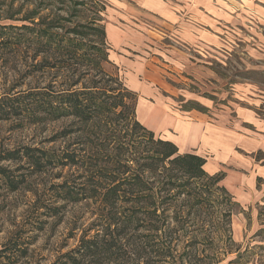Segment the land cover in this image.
Instances as JSON below:
<instances>
[{"label": "trees", "instance_id": "16d2710c", "mask_svg": "<svg viewBox=\"0 0 264 264\" xmlns=\"http://www.w3.org/2000/svg\"><path fill=\"white\" fill-rule=\"evenodd\" d=\"M23 8L20 4L16 18H8L15 24L0 25V80L8 79L11 60L30 50L33 54L23 69L24 77L36 73L51 76L46 87L1 93L0 121L17 117L36 125L39 121L69 120L77 126L75 130L63 129L56 138L73 132L85 139L92 136V145L85 143L82 152L89 149L102 157L101 164L92 166L86 156L67 147L55 164L46 152L30 147L6 149L0 154L1 161L27 159L31 173L49 165L90 173L80 184L62 182L51 188L64 204L89 201L93 207L92 220L77 246L64 254L59 264H194L199 253L198 234L182 242L181 252L180 244H171V234L204 209H214L217 199L228 205L225 217H231L229 208L237 204L220 184L224 174L208 175L203 158L180 154L172 142L156 137L140 124L136 94L116 74L101 67L109 62L103 26L92 23L68 31L58 24H42L38 9L27 15L29 10ZM58 80L61 85L56 90ZM182 108L202 110L192 103ZM0 179L12 192L25 182L22 174L16 176L4 167H0ZM60 207L41 206L51 217L59 215ZM7 250V245H0V255ZM250 252L254 253L236 248L223 262L237 264Z\"/></svg>", "mask_w": 264, "mask_h": 264}, {"label": "rangeland", "instance_id": "374dc122", "mask_svg": "<svg viewBox=\"0 0 264 264\" xmlns=\"http://www.w3.org/2000/svg\"><path fill=\"white\" fill-rule=\"evenodd\" d=\"M20 4H24L22 11L29 10L27 15L31 14L30 10L38 9L44 25L58 24L68 31L77 29V26L88 28L87 26L92 23L103 26L104 16L101 9L102 4L105 5L103 0H0V25L5 22L16 23L9 21L8 18L12 16L16 18L14 14ZM113 22L117 27L119 26L116 21L109 20V23ZM244 42L233 40L221 46V56L217 57L210 67L214 73L212 75L207 73L202 78L191 73L186 76L185 81L182 80V83L174 82L168 75H164L165 84L156 88L158 95L164 98L172 95L173 102H170L175 110L181 112L185 102L183 96L190 91L201 98L210 99L213 102V108L220 109L219 106H225L234 111L239 106L249 107L264 119V47L252 41L246 44ZM108 45L110 47L109 62L102 63L101 67L108 74H116L124 85L123 69L117 63L119 56L124 55L131 62L139 64L143 62L139 58H145V56L134 53V47L130 49L127 46H121V48L111 43ZM147 47L152 48L154 45L149 44ZM32 54L30 50L24 57L11 60L9 65L11 72L8 79L4 82L0 80V94L9 91H12L11 93L28 92L31 89L46 87L51 75L36 73L28 75L27 78L24 77L23 69L30 64ZM191 55L196 54L191 50ZM82 71L85 72L87 69L84 67ZM166 73L169 74L168 71ZM88 74L92 75L94 71H89ZM17 84L20 86L16 87ZM60 85L58 80L56 90ZM14 87L16 89H13ZM151 87L154 89L152 85ZM171 87L177 88L176 95L171 93L173 92ZM149 99L152 100V98ZM195 110L207 112L204 108ZM136 119L156 137L168 138L167 132L164 133L159 125L144 124L140 121V116L138 118L136 116ZM211 119L214 120L213 117ZM148 120L151 122L153 119L148 117ZM29 123L17 117L0 121V154L6 149L30 147L46 152L48 157L53 158L52 162L55 164L67 147L80 153L81 156H86L84 159L92 166L101 164L99 161V158H102L101 155L92 154L89 149L82 152L86 146H84L85 143L92 145V136L85 139L79 137L77 132H73L66 138H56L63 129L75 130L77 126H72L71 121H39L36 125ZM95 143L99 144L98 141ZM177 149L180 154L191 151V154L203 158L205 163L211 161L212 152L209 148ZM258 159L263 160L264 157L258 156ZM26 162L27 159L17 162L0 160V167L7 168L8 172L16 176L22 174L25 178V182L16 192H12L0 179V245H7L8 248L5 254L0 255V264H59L60 258L77 246L78 239L92 220L90 217L93 207L89 201L64 204L52 194L51 188L62 182L71 185L80 184L90 173L78 171L75 167L60 165H49L41 172L32 171L31 173V168ZM203 168L207 170L205 164ZM206 173L215 175L223 172ZM219 201L217 199V203L215 202L214 209L206 208L197 214L194 220L187 221L183 226L180 225L178 233L171 234V244H180L178 251L181 252L182 242L185 243V240L187 242L191 234L197 233L200 243L197 245L199 253L193 260L194 264H220L221 262L225 264L226 261L223 262L225 257L228 254L231 256L236 248L254 252L245 254L237 264H264V204L238 203L237 207L229 208L233 211L229 218L225 217L228 205L220 204ZM62 205L64 208L61 209ZM41 206H61L59 215L57 217L45 215L46 211ZM13 243L18 247L11 245Z\"/></svg>", "mask_w": 264, "mask_h": 264}, {"label": "crops", "instance_id": "0c3cea01", "mask_svg": "<svg viewBox=\"0 0 264 264\" xmlns=\"http://www.w3.org/2000/svg\"><path fill=\"white\" fill-rule=\"evenodd\" d=\"M103 1L108 53L111 43L134 47V53L145 56L139 58L140 64L124 55L117 59L124 86L137 96V118L150 126L159 125L167 132L168 138L163 139L179 149L209 148L212 157L205 171L225 174L220 184L237 199L233 197L236 204H264V159H258L264 157V119L249 107L213 108L210 99L190 91L183 96V105L198 104L207 112L177 111L171 103L173 96L161 97L156 89L165 84L164 75L182 83L191 73L202 78L214 74L212 62L229 41H252L264 47V0ZM172 90L176 95L177 88ZM187 153L191 151L182 154Z\"/></svg>", "mask_w": 264, "mask_h": 264}]
</instances>
